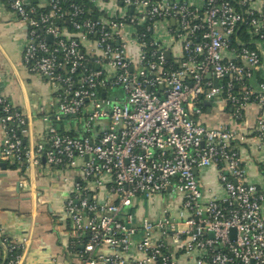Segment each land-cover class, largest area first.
<instances>
[{
  "label": "built area",
  "instance_id": "2783aa9c",
  "mask_svg": "<svg viewBox=\"0 0 264 264\" xmlns=\"http://www.w3.org/2000/svg\"><path fill=\"white\" fill-rule=\"evenodd\" d=\"M1 1L28 30L26 67L59 89L43 140L28 144V121L0 76L1 153L29 168L81 169L89 185L77 184L65 202L81 264H177L156 233L195 264H264V193L248 181L236 147L245 136L229 122H200L217 97L234 120L256 104L264 149V82L252 84L264 58V12L253 0H105L123 10L112 17L68 10L64 0H49L46 12L31 0ZM77 117L82 135L56 126ZM209 167L225 195L204 201L196 170ZM90 184L106 199H90ZM167 194L181 197L177 216L165 206L160 219L133 225L136 199ZM3 243L7 264H20L24 245L8 236ZM134 247L141 257L129 260Z\"/></svg>",
  "mask_w": 264,
  "mask_h": 264
},
{
  "label": "crops",
  "instance_id": "0c3cea01",
  "mask_svg": "<svg viewBox=\"0 0 264 264\" xmlns=\"http://www.w3.org/2000/svg\"><path fill=\"white\" fill-rule=\"evenodd\" d=\"M31 1L40 9H46L49 5V0ZM89 1L94 5L97 17L117 16L123 11L113 1ZM253 6L264 12V0H253ZM166 24L161 23V33H165ZM28 40L26 26L0 0L2 92L26 117V142L29 144L43 140L48 127L43 117L57 112L59 89L47 77L33 74L26 67L24 51ZM262 48L264 55V43ZM259 82H264V58L261 70L252 84ZM260 111L256 104H252L245 111L244 119L234 120L232 107L224 98L217 97L207 106L200 122L213 127L229 122L233 131L245 136L246 141L239 142L236 147L246 168L248 181L256 184L264 193V149H259L256 140ZM56 126L61 132L83 134L82 119L78 117L65 118ZM3 140L4 131L0 123V264H7L4 236L24 245L20 264H81V246L74 242L71 222L65 212L66 199L74 194L77 184L89 185L85 182L81 169L51 167L45 162L30 168L19 165L2 156ZM196 173L202 185L204 201L224 197L225 192L216 167L198 169ZM90 187V199H106V190L95 191L93 184ZM172 197L174 201L169 204L162 203L165 196L155 197L153 200L136 199L131 209L134 215L133 225L141 227L144 220L160 219L165 206H169L177 216L182 200L178 195ZM262 216L264 218V203ZM138 239L139 236L136 237ZM154 239L168 244L177 264H195L193 258L184 254L181 244H174L171 239L159 233L155 234ZM137 257H141V254L134 247L127 258L131 260Z\"/></svg>",
  "mask_w": 264,
  "mask_h": 264
},
{
  "label": "trees",
  "instance_id": "16d2710c",
  "mask_svg": "<svg viewBox=\"0 0 264 264\" xmlns=\"http://www.w3.org/2000/svg\"><path fill=\"white\" fill-rule=\"evenodd\" d=\"M65 1V6L68 10H70V7L72 4H77V5H81L83 6L86 10H92L94 16L97 15L96 9L94 8V5L89 1V0H64ZM47 10H49V8L46 9H41L40 12H46ZM69 30H71V28L69 26H66ZM73 134V133H70ZM75 242V240H74ZM21 253V252H20ZM8 262V259H7Z\"/></svg>",
  "mask_w": 264,
  "mask_h": 264
},
{
  "label": "water",
  "instance_id": "95a60500",
  "mask_svg": "<svg viewBox=\"0 0 264 264\" xmlns=\"http://www.w3.org/2000/svg\"><path fill=\"white\" fill-rule=\"evenodd\" d=\"M57 23L60 25V21L58 20ZM174 23V22H173ZM67 24H69V22H67ZM167 58L170 60L171 56L170 53L167 52ZM216 85H218V82H216ZM215 99H212L210 102H206L205 106H210L211 103L214 101ZM232 234L235 235L236 234V230H232ZM81 249H83V247H81Z\"/></svg>",
  "mask_w": 264,
  "mask_h": 264
},
{
  "label": "rangeland",
  "instance_id": "374dc122",
  "mask_svg": "<svg viewBox=\"0 0 264 264\" xmlns=\"http://www.w3.org/2000/svg\"><path fill=\"white\" fill-rule=\"evenodd\" d=\"M172 196H176V195L175 194L174 195L167 194L165 196L164 200L162 201V203H164V204H167L168 203L169 204V203L173 202L174 201V198Z\"/></svg>",
  "mask_w": 264,
  "mask_h": 264
}]
</instances>
